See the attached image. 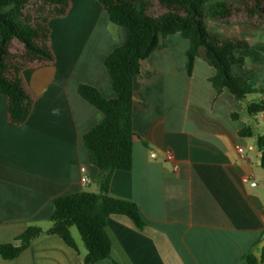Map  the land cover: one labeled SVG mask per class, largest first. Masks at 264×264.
Instances as JSON below:
<instances>
[{"label": "crops", "instance_id": "1", "mask_svg": "<svg viewBox=\"0 0 264 264\" xmlns=\"http://www.w3.org/2000/svg\"><path fill=\"white\" fill-rule=\"evenodd\" d=\"M247 24L238 39L248 46L237 50L244 64H235L233 73L250 76L262 90L249 100L264 99V33ZM50 26L56 58L24 69L34 103L23 123L10 121L7 96L0 94V244L21 245L19 237L31 225L47 230L56 197L99 190L84 135L104 113L79 86L115 96L104 59L125 41V30L97 0H71L68 14ZM188 49L180 32L168 35L135 77L136 136L121 148L109 193L135 204L145 225L111 214V253L98 264H246L250 253L261 257L264 179L258 181L255 167L261 151L255 137L240 131L253 124L264 133V113L258 129L228 88L213 86L216 69L204 58L197 56L189 72ZM82 166L89 185L81 181ZM246 175L252 177L244 180ZM71 231L77 248L44 234L13 259L0 254V264H85L87 250Z\"/></svg>", "mask_w": 264, "mask_h": 264}, {"label": "trees", "instance_id": "2", "mask_svg": "<svg viewBox=\"0 0 264 264\" xmlns=\"http://www.w3.org/2000/svg\"><path fill=\"white\" fill-rule=\"evenodd\" d=\"M110 20L125 30V41L104 59L115 96L104 97L90 84L79 86L80 94L104 113V119L84 135L91 162L98 168L99 190L64 194L53 200L50 227L31 225L19 237L21 245L0 244V254L17 257L32 241L44 234H57L77 248L72 234L75 226L86 248L85 264H98L110 256L111 239L106 232L111 214H126L138 227L145 225L139 208L109 193L110 180L121 148L136 133L133 128L134 81L146 59L165 38L180 32L189 41L187 68L192 71L197 56L216 69L211 82L218 92L228 88L236 101L245 105L250 117L264 113V99H248L260 94L250 76L233 73L235 64H244L237 50L247 42L209 28V20L243 22L264 33V0H97ZM71 0H0V94L8 99V117L23 123L31 113L34 95L28 89L23 71L32 65L55 61L50 22L63 17ZM240 134L255 137L264 168V133L253 124ZM264 259V245L258 259L252 253L246 264Z\"/></svg>", "mask_w": 264, "mask_h": 264}, {"label": "rangeland", "instance_id": "3", "mask_svg": "<svg viewBox=\"0 0 264 264\" xmlns=\"http://www.w3.org/2000/svg\"><path fill=\"white\" fill-rule=\"evenodd\" d=\"M247 23H243V22H233V23H225V22H221L219 20H214V19H210L209 20V28L213 31H218L215 26L216 25H220L223 27V30L221 31L224 35L227 36H231V37H235V38H241L244 36V33H242V29L244 28V26ZM248 25V24H247ZM252 121L253 123H255V125L257 126V128L259 129L260 125L262 124V118H261V114H257L255 117H252ZM255 167L258 169L259 173L256 174L257 179L259 181V179H264V168L261 167L260 165H255ZM95 183H92L90 187L94 188L95 187ZM73 232L75 233V235L78 238H81L78 229L73 226L72 227ZM82 240V239H81ZM83 242V241H82Z\"/></svg>", "mask_w": 264, "mask_h": 264}, {"label": "built area", "instance_id": "4", "mask_svg": "<svg viewBox=\"0 0 264 264\" xmlns=\"http://www.w3.org/2000/svg\"><path fill=\"white\" fill-rule=\"evenodd\" d=\"M238 151H239V152H243V148H242V147H239V148H238ZM166 158H167L168 160H173V154H172L170 151H167V152H166ZM174 168L177 169V166L175 165ZM81 171H82V176H81V181H82V183L85 184V185H89V183H90V178H89V176H88V174H87V172H86V167H85V166H82V167H81ZM251 177H252V175H246V176L244 177V180H249Z\"/></svg>", "mask_w": 264, "mask_h": 264}, {"label": "water", "instance_id": "5", "mask_svg": "<svg viewBox=\"0 0 264 264\" xmlns=\"http://www.w3.org/2000/svg\"><path fill=\"white\" fill-rule=\"evenodd\" d=\"M260 155H261V152H260ZM261 162V161H260Z\"/></svg>", "mask_w": 264, "mask_h": 264}]
</instances>
